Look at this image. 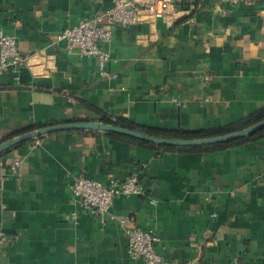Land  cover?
I'll use <instances>...</instances> for the list:
<instances>
[{
    "label": "crops",
    "instance_id": "crops-1",
    "mask_svg": "<svg viewBox=\"0 0 264 264\" xmlns=\"http://www.w3.org/2000/svg\"><path fill=\"white\" fill-rule=\"evenodd\" d=\"M109 3L0 0V29L28 57L17 71L0 70V142L104 116L200 129L264 105V0H181L164 19L116 26L100 75L95 58L67 55L53 39ZM15 156L22 161L12 174ZM79 172L138 177L144 192L117 195L110 212L153 229L164 264H264V136L161 151L92 130L46 133L0 155V264H144L127 252L121 222L82 209L70 189ZM72 211L76 220L66 218Z\"/></svg>",
    "mask_w": 264,
    "mask_h": 264
},
{
    "label": "built area",
    "instance_id": "built-area-1",
    "mask_svg": "<svg viewBox=\"0 0 264 264\" xmlns=\"http://www.w3.org/2000/svg\"><path fill=\"white\" fill-rule=\"evenodd\" d=\"M181 0H110L101 11L90 17L80 18L73 25L61 29L54 35V43L61 45V51L77 57H92L97 61V73L105 74L106 63L110 59L104 43L110 42L112 31L116 26L136 25L143 22L152 23L164 19L176 9ZM227 4L253 3L257 0H222ZM28 57L21 53L14 35L0 29V70L17 71L27 64ZM112 76H115L113 74ZM176 105L184 106L186 102L173 99ZM22 159L15 156L10 163V172L17 174ZM71 193L79 199L82 209L99 216L102 223L119 221L126 229L127 252L143 260L144 264H164L162 256L156 249L158 235L151 228L130 225V215L117 216L110 212L117 195H137L144 192L143 185L136 175L118 178L109 173L105 180L92 178L83 172L74 175L70 184ZM155 203L154 198L150 199ZM69 220L77 219V212L66 214ZM229 264H242L234 259Z\"/></svg>",
    "mask_w": 264,
    "mask_h": 264
},
{
    "label": "water",
    "instance_id": "water-1",
    "mask_svg": "<svg viewBox=\"0 0 264 264\" xmlns=\"http://www.w3.org/2000/svg\"><path fill=\"white\" fill-rule=\"evenodd\" d=\"M264 127V119L242 129L234 132L221 134L212 137L205 138H174L151 135L139 130H135L129 127L117 125L114 123H105L103 121L96 120H76L67 121L62 123L48 124L19 133L9 139L0 142V155L5 151L18 144L32 139L36 136L43 135L46 133H52L62 130H92V131H104V132H115L127 136H132L138 139L151 141L157 145H168L175 147H190V146H202L207 144L222 143L230 140H234L240 137H245L251 133Z\"/></svg>",
    "mask_w": 264,
    "mask_h": 264
},
{
    "label": "trees",
    "instance_id": "trees-1",
    "mask_svg": "<svg viewBox=\"0 0 264 264\" xmlns=\"http://www.w3.org/2000/svg\"><path fill=\"white\" fill-rule=\"evenodd\" d=\"M262 119H264V105L258 108L257 110L243 117H240L234 121H231L227 124L211 126L207 128H200V129H191V130L162 129L158 127H151V126H146V125L133 122L129 119L122 118V117L112 119L110 117L104 116L101 121L105 123H114L117 125L129 127L135 130H139V131H142V132H145L151 135H157V136L174 137V138H205V137H212V136L234 132L239 129L248 127ZM106 133L130 140V141H134L142 145L156 146V148H158L161 151H170V150L214 151V150L223 149L229 146L242 144L244 142L257 140L264 136V127L251 133L248 136L240 137L234 140H230V141H226L222 143L207 144V145H202V146L181 147V148L175 147V146H168V145H156L151 141L138 139V138L127 136V135L117 134L115 132H106ZM8 150H5V151H8Z\"/></svg>",
    "mask_w": 264,
    "mask_h": 264
}]
</instances>
